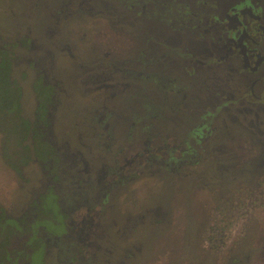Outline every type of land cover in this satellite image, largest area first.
<instances>
[{"label":"rangeland","instance_id":"obj_1","mask_svg":"<svg viewBox=\"0 0 264 264\" xmlns=\"http://www.w3.org/2000/svg\"><path fill=\"white\" fill-rule=\"evenodd\" d=\"M64 1L70 0H0V44L2 40L15 41L27 35L32 39L34 50L20 45L14 51V78L23 87V113L30 116L36 104L31 77L36 75L37 70L47 72L48 78L62 81L60 90L65 96L61 99L65 105L60 108L56 121L59 142L63 137L62 140L70 142L73 148H83V152L89 154L98 150L87 128L91 124L83 119L93 114L89 107L120 103V99L116 94L105 97L90 92L86 95L81 90V81L103 72L106 68L103 63L114 59V55L119 57L122 54L120 60L126 62L138 59L142 53L153 57L171 47L177 50L175 45L182 44L184 39L182 34L169 30L172 25L167 26L165 19H160L163 0L152 4V22L128 13L130 0H93L85 8L94 10V15L74 9L77 6L74 0L70 12L66 11L69 12L68 18L59 25L58 19L66 16V13L60 14L63 16L57 14ZM184 2L189 8H199L193 0ZM99 11H103L104 15L98 14ZM111 15L118 16V27L120 20L124 28L136 29L139 36L130 39L126 34L115 40L112 33L106 32L104 39L105 26L113 25L108 19ZM169 22L174 24V17ZM202 23L209 28L211 21L205 19ZM134 45L138 47L131 49ZM49 46H53L50 53L47 51ZM141 46L145 52L140 50ZM131 66L139 68L141 64L136 61ZM172 66L170 74L177 76L178 72L174 69L177 64L173 62ZM142 86L146 88L145 84ZM142 90L143 94L138 93L137 99L128 95L131 99L129 101L128 98L127 102L133 107H136V101L142 106L144 101L150 100L144 95L149 91ZM66 96L70 97L66 99ZM150 112L157 114L154 106ZM137 114V124L143 130L133 133L131 147L134 149L143 144L148 133L161 137L166 133L160 122L146 121L140 108ZM92 120L93 125L97 124ZM229 120L232 135L219 143V147L212 145L211 148L200 149L204 159L201 164L186 166L178 169L177 174L165 177L160 171H151L141 179L124 183L112 193L109 206L104 213L102 211L106 237L109 238L108 243L103 244V250L111 253H99L97 259L100 260L96 264H106L102 261L104 259L107 264H236L233 263L235 259L239 261L237 264H264V223L261 220L264 209L260 207V194L264 193V156H258L261 145L251 139L252 133L247 134L243 125L246 120L234 116ZM123 124L125 128L116 130L117 138H124V132H129L131 128L128 122ZM176 128L178 132L181 130V127ZM65 131L70 132V141L64 137ZM79 136H83L80 139L83 146L79 145ZM124 144L119 138L116 142H103V146H107L101 149V155L109 158L112 154L108 150L112 153L113 149H117L123 150V157H126L132 151H126ZM14 145V140L0 134V212L3 209L10 216L18 217L27 210V203L44 190L41 178L45 175L34 163L26 167L21 176L17 175L8 165L7 158L8 154L14 157L18 154ZM86 146L87 149L84 148ZM247 181L251 185L248 190L243 185ZM47 201L56 219L37 221L32 228L41 225L50 234L62 235L66 228L54 205V196L49 195ZM157 205L163 207L161 216L157 217L158 222L137 218L135 223H131L146 208ZM129 216L132 218L128 219ZM30 235L29 228L17 235L12 248L27 250L26 241ZM28 252H31L30 248ZM58 253L59 248L49 249V258L45 261L41 247L33 257V264H58L55 259ZM130 254L134 257L126 259L125 255ZM19 262L28 264L25 257Z\"/></svg>","mask_w":264,"mask_h":264},{"label":"flooded vegetation","instance_id":"obj_2","mask_svg":"<svg viewBox=\"0 0 264 264\" xmlns=\"http://www.w3.org/2000/svg\"><path fill=\"white\" fill-rule=\"evenodd\" d=\"M73 1L62 2L57 14L63 16L60 14L66 13V16L58 19L59 25L68 18ZM75 1L77 6L74 9L94 15V10L85 8L93 0ZM154 1L156 0H130L127 12L152 22ZM193 4H198L199 8L187 7L184 0H163L160 19H165L167 26L172 25L171 28L168 27L169 30L182 34L184 39L182 44L175 45L177 50L171 47L153 57L142 53L138 59L128 62L120 60L122 54L119 57L114 55V59L103 63V67H106L103 72L93 74L92 78H82L81 90L86 95L90 92L105 97L116 94L120 99V103H101L100 108L89 107L93 114L88 116L93 119L92 122L96 121V126L90 122L89 117L83 118L91 124L87 128L98 150L85 154L83 148H73L70 142L62 140V136L59 142L56 121L60 108L65 105L61 99L65 95L60 90L63 82L53 77L48 78L47 72H43L48 83L55 86V102L50 108V116L52 143L54 141L59 152V166L55 173L49 175L34 160L23 166L22 172L32 163L38 166L45 176L41 178L44 190L36 197L53 188V193L58 196L60 211L66 215V232L62 235L50 234L43 231L41 226L38 227L37 238L42 237L46 244L45 261L49 258V249L54 247L59 248V253L55 256L58 264H96L100 260L97 259L99 253L109 252L110 255L111 251L103 250V244L109 241L105 233L103 213L111 202L112 193L124 183L141 179L151 171H160L165 177L186 166L201 164L204 159L199 153L200 149L211 148L212 145L219 147V143L232 135L229 119L233 116L246 120L243 125L247 128V134L252 133L251 139L261 145L258 156H264V0H193ZM98 14L104 15V12L99 11ZM173 17L174 24H171L169 20ZM108 19L113 25L105 26L104 39L107 37L106 32L112 33L115 40L126 34L130 39L139 36L136 29L124 28V23L120 20L118 27V16L111 15ZM205 19L211 21L209 28L203 26L202 20ZM33 47L32 41L31 50H34ZM131 47L134 49L138 46ZM48 48V53L52 52L53 46ZM140 50L145 52L143 47ZM54 56L55 54L52 55ZM136 61L141 64L139 68L131 66ZM173 62L177 64L174 68L178 72L177 76L170 74ZM116 76L119 77L115 78ZM31 78L34 93L33 84L37 72ZM142 89L149 91L144 95L150 100L144 101L142 106L136 101V107H133L127 102L128 98L129 101L131 99L128 95L137 99L138 93L143 94ZM68 97L70 96H66V99ZM33 99L36 102L35 93ZM35 106L36 104L34 110ZM153 106L158 115L150 112ZM138 108L144 111L146 121L151 119V123L154 120L160 122L166 133L162 137L153 132L148 133L143 144L134 149L131 147L133 133L135 130H143L137 124ZM34 110L30 116L23 114L32 119ZM124 121L131 128L129 132H124V138H118L125 143V150L132 152L123 157V150L113 149L112 153L108 150L111 157L102 156L101 149L107 146H103V142L118 141L116 130L125 128ZM75 126L79 128L78 123ZM176 127H181V130L178 132ZM64 137L70 141V132L65 131ZM82 137L79 136V145L83 146L80 142ZM12 140L16 143L15 139ZM84 148L87 149V146ZM7 158L9 166V161L17 159L9 154ZM243 185L247 190L251 187L248 181L243 182ZM260 195V207L264 209V193ZM162 209L160 205L146 208L131 223H135L137 218L151 223L158 222L157 217L161 216ZM261 220L264 223V216ZM133 257L134 254L125 255L126 259ZM102 261L106 264L108 262L106 259ZM238 262L237 259L233 260V263Z\"/></svg>","mask_w":264,"mask_h":264},{"label":"trees","instance_id":"obj_3","mask_svg":"<svg viewBox=\"0 0 264 264\" xmlns=\"http://www.w3.org/2000/svg\"><path fill=\"white\" fill-rule=\"evenodd\" d=\"M32 39L24 36L17 40L5 41L0 44V134L15 139L17 152L15 160L9 161L10 166L17 173L22 175L23 166L31 161H38L49 175L55 173L59 166V152L52 143V118L50 108L54 104L55 86L48 83L43 71L37 70V78L34 81L33 89L36 96L35 113L32 119L23 114L22 100L23 89L14 78V51L23 45L31 49ZM34 49V47H33ZM9 158V157H8ZM54 196V205L57 212L62 216L63 221L66 215L60 211L58 196L50 188L48 193L40 194L27 206V211L18 217H12L3 209L0 212V264H20L25 257L28 264H33V257L42 247L45 250V242L42 237L36 236L38 227L32 228L37 221L54 219L55 212L48 206L47 198ZM56 219V218H55ZM42 227V226H41ZM31 231L26 244L28 249L12 248L14 238L21 233ZM46 231L45 227H42ZM44 256V255H43Z\"/></svg>","mask_w":264,"mask_h":264}]
</instances>
